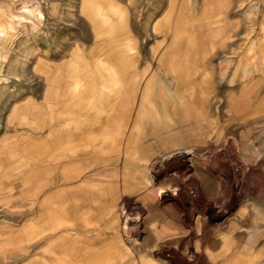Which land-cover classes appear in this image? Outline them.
<instances>
[{
    "label": "crops",
    "instance_id": "0c3cea01",
    "mask_svg": "<svg viewBox=\"0 0 264 264\" xmlns=\"http://www.w3.org/2000/svg\"><path fill=\"white\" fill-rule=\"evenodd\" d=\"M138 1L113 0L125 15L118 19L112 14L109 22L118 25L96 37L80 15L89 29L88 45L82 43L72 10L64 11L59 21L67 31L53 41L59 49L49 42L40 46L45 51L41 73L33 66L30 72L51 80L60 68L64 85L45 81V96L51 98L45 104L58 107L43 126L32 125L27 113L17 115L36 140L31 151L23 148L5 163H21L17 167L23 165L26 172L25 194L38 196L15 226L11 214H0V264H143V254H135L121 237L117 209L121 199L134 196L152 213L150 223L153 219L163 226L150 228L149 249L138 248L151 255L152 264H166V253L153 248L176 242L183 228L172 207L161 203L167 196L172 199L166 188L175 178L160 180L165 188H155L147 176L151 163L169 152L188 150L197 172L200 158L205 161L203 156L227 142L226 137L244 144V133L264 135V0L258 6H251L255 0H151V13L135 16L131 10L142 4ZM159 2L163 7L156 10ZM181 4L186 9L178 16ZM254 14L257 19L250 16ZM55 50L57 67L49 59ZM75 51L83 52L82 59L70 66ZM92 55L104 63L94 64L88 58ZM15 85L9 92L20 90V82ZM23 101L32 107L38 99ZM42 129L46 131L37 139ZM257 152L252 159L264 157ZM71 169L74 175L63 174ZM53 170L57 172L51 177ZM6 184L0 178V188ZM202 187V192H214L211 184ZM174 203L197 210L191 216L196 225L190 242L204 259L201 264H264V198L250 201L251 225L245 236L237 234L245 228L237 219L206 233L198 224L201 198Z\"/></svg>",
    "mask_w": 264,
    "mask_h": 264
},
{
    "label": "rangeland",
    "instance_id": "374dc122",
    "mask_svg": "<svg viewBox=\"0 0 264 264\" xmlns=\"http://www.w3.org/2000/svg\"><path fill=\"white\" fill-rule=\"evenodd\" d=\"M62 1H67L70 4L65 5L62 3V5H60L59 3ZM112 1L113 0H0V71L3 69L2 73L0 72V178L7 183L4 188H0V214H3V212L11 214L13 226L20 222L21 217L26 216V211H29L27 210V206L31 204L35 196H38L37 193L35 196L25 194V182L23 179L25 176L23 174L26 172L22 170L23 165L20 167L21 170H18L19 167H17V165L21 163L17 164L15 161H8L5 163L7 159H15L17 153H21L23 148H28V150L31 151V144L35 143L36 140L33 133H30V131H27L19 124L17 115H19L18 113H27V117H29L28 120H30L32 125L36 123L37 125L43 126L49 113H53L51 110L58 107V105L51 106V104H49V106H47L45 104L46 101H51V98L48 99V96H45V94L47 95L45 81L46 83L49 81L53 83L58 82L61 87L64 85L60 84V74H58L60 68H57V72L52 75L53 77H51V80H49V78L44 80L41 74H32V72H30L33 66L34 70L41 73V68L44 63H42L40 56L45 51H41L40 46L42 44L46 45V43L49 42V47L59 49L55 47V42L53 41H56L58 36H61L64 31H67V25L65 23L62 25V22L60 24L59 20L63 17V12L69 10H72L71 12L69 11V13L74 17V25L78 28L77 31L80 30L82 34V43L88 45L90 42L88 38L89 29L83 19L80 18V15L88 19L95 32V37L100 36L104 34L106 30L109 31L115 28V25H118V22H113L114 24L109 22L108 19L112 14L118 15V19H120V16L125 15V12L118 6V3H113ZM120 1L123 3L125 1L132 2V0ZM150 1L151 0H139L138 2L142 4H139L137 9L132 8L131 12L135 13V16L143 11H147L148 14H150L152 7ZM74 2H77L78 8H76V3ZM161 2L155 3L156 10H160L161 7H163ZM56 3L59 4L58 7ZM260 3L263 4V0H255L251 3V6H258ZM65 6H67V9H62ZM70 6L72 8H68ZM185 9V5L181 4L178 8V16H180ZM250 16H255L256 19L258 18V14ZM24 18H26V20H24ZM137 18H139V16ZM196 18L197 17L191 18V20L194 21ZM56 52L55 50L52 51L51 54L49 53L51 62L58 61L59 57H57ZM82 55L83 52H72L75 62L70 61L69 65L79 64ZM94 57L95 56L92 55L88 58L92 60L94 64L104 63L101 58L96 59ZM56 63L54 66L56 65L57 67L59 63ZM101 77L105 78L106 76ZM15 81L21 84L20 92H9V90L13 91L15 87H17ZM59 85L55 84L56 87ZM114 88L118 90L120 85H115ZM107 89L110 90L111 87H100L102 91ZM28 90H32V92H30V97H27ZM55 91L57 94L61 92L58 88ZM58 96L60 99V95ZM28 98L38 99L36 105L33 104L32 107H30L28 103L23 101ZM18 100H20V102ZM16 106L17 109L14 110ZM259 129L261 128L257 130ZM44 131H46V129H42L38 133L34 132L38 135L36 138L38 139L39 135ZM231 138H233V136H231ZM243 139L246 142L240 144L231 140L230 137H226L227 142L218 145L215 150L209 151L207 156H203L205 157V161H201L200 158L197 172L194 169L195 159L191 158V155L185 152L188 150L169 152L166 156L162 157L161 160L158 159L151 163L147 172V176L149 177L148 182H151V185L156 184L157 187L155 188H163L164 185L159 181L173 176L175 179L169 184V188H177L179 190L172 191V193L174 192L172 194V199L167 196V198L161 202L163 204H169L172 207L170 212L176 218L177 225L183 228V231L180 233L182 235L176 234V242H168V244H165L163 241L164 238H161L160 240L163 242L156 243L157 247L154 246L153 250L155 249V252L166 253L165 256L161 254L164 258L162 262L166 264H201V261L204 260L202 258L200 261L197 257L198 252H196L197 246L193 247L190 242V239L193 237V228L196 225L191 216L194 215L197 210L180 208L174 203V199L180 202L184 201V203H187L189 198L197 200L200 198L202 199V208L198 210L200 214L199 218H202V221L198 224L203 225L206 233H211L216 228H227L234 219H237V222L241 224L242 227H245L241 232L237 233L239 236H245L248 232L251 225L250 201L254 198H264V157L260 155L257 157L258 159H252L251 157L258 153L257 150L264 153V135H261V133L257 135L253 133L247 135L244 133ZM218 147L219 149H217ZM178 153L181 155L188 154L185 158L186 160L188 158V161L178 163L179 161L175 157L167 161L170 155L172 156ZM171 164L175 165L168 168ZM161 165L162 167L166 166L165 168L168 169L163 171L164 175L155 178L154 174L161 170ZM75 171L76 170L71 169L64 171L65 173L63 172V174L72 176ZM79 171L80 170H78V172ZM56 172L55 170L51 171L50 176L54 177ZM206 176L210 178V184L214 187L212 189L214 192L212 193L200 191L204 184L202 179H205ZM35 178L32 177L33 180H35ZM169 188L167 187L166 189L168 190ZM166 189H164V191ZM163 193H167V191ZM144 204L140 196H134V199L124 197L118 202L117 209L120 213L121 237L124 242H126V245L128 244L131 246L135 254L137 252L140 253V255L143 254V264H152L148 257L150 254L141 253L138 247L142 246V248L145 247L149 249L150 245L145 244V241L147 239L148 242L150 239V237L146 238L149 235L150 228L159 226L158 229L162 230L163 226L158 225V222L153 219L150 223L149 218H152V213L145 208ZM254 208H256V206H254ZM196 231H199L198 227ZM171 234L172 232L169 231L168 235ZM162 235L163 237L167 236V234L164 233H162ZM152 236L154 237V235ZM246 240V237H242V241ZM128 245L127 247H129ZM20 246V243L13 245V249L16 250L18 247L20 248ZM56 257H58V255H56ZM58 261L61 264L64 263L61 260Z\"/></svg>",
    "mask_w": 264,
    "mask_h": 264
},
{
    "label": "bare ground",
    "instance_id": "6f19581e",
    "mask_svg": "<svg viewBox=\"0 0 264 264\" xmlns=\"http://www.w3.org/2000/svg\"><path fill=\"white\" fill-rule=\"evenodd\" d=\"M17 18V17H16ZM17 19H19V18H17ZM20 19H23V18H20ZM24 20H26V18H24ZM186 154L184 155H181L180 153L179 154H175V155H170V157H168V159H167V161L169 160V159H171L172 157H175L176 159H178V163H181L182 161H184V162H186V161H188V158H187V160L185 159L186 158ZM182 157V158H181ZM167 163V162H166ZM183 164V163H182ZM172 165H175V164H171L170 165V167H168V168H171L172 167ZM161 168V170H159V171H157V172H155V174H154V177L156 178V177H160V176H162V175H164V172L163 171H165L166 169H168V168H165L164 166L162 167V165L160 166ZM159 168V167H158ZM148 172V171H147ZM203 180V185H205V186H208V185H210V178L209 177H205V179H202ZM172 191H179L177 188H174V189H168V192H172ZM174 193V192H173Z\"/></svg>",
    "mask_w": 264,
    "mask_h": 264
}]
</instances>
